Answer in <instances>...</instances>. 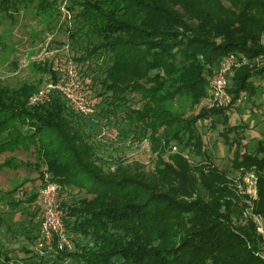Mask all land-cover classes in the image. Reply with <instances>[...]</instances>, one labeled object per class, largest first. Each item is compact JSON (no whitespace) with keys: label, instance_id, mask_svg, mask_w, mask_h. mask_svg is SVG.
Listing matches in <instances>:
<instances>
[{"label":"trees","instance_id":"16d2710c","mask_svg":"<svg viewBox=\"0 0 264 264\" xmlns=\"http://www.w3.org/2000/svg\"><path fill=\"white\" fill-rule=\"evenodd\" d=\"M57 1L0 0V23L3 18L14 22L21 9L27 7L51 20L61 13ZM64 3L74 22L68 29L75 52L72 57L90 80L91 90L92 80L82 66L86 70L91 68L85 64L90 58L95 59L92 66L99 67V57L105 56L102 75L92 74V78L94 82L99 80L96 94L110 106H102L98 112L124 111L126 124L116 126L119 135L132 129L135 139L148 138L156 161L151 170L137 162L129 166L119 163L113 170L106 168L86 129L92 126L88 122L91 114L73 110L58 91H53L46 103L29 105L27 98L38 87L34 83L24 82L15 87L0 84V154L27 151L32 146L36 155L34 167L45 164L63 188L77 187L87 193L61 200L64 222L74 235V248L56 251L53 257L57 258L50 261L264 264L257 254L264 239L256 231L253 219L243 220L241 216L247 199L252 202L253 212H264L262 102L252 103L262 108L258 121L263 132L255 143L247 136V122L230 124L227 117L228 109L238 107L235 100L240 91L254 99L257 85L253 77L264 74V63L254 67L242 65L232 71L229 90L233 100L226 106H201L185 117L169 106L177 96H188L193 103L206 97L211 76L224 55L236 52L264 58V0ZM0 45H4L1 34ZM34 64L38 72L49 73L52 80L56 79L57 62ZM131 92L140 95V106L130 104ZM217 114H222L223 119L216 118ZM207 119L212 127H216L217 121L223 124L220 134L233 152L232 176L238 173L242 183L246 172L256 176L255 198L239 192L229 172L211 162L203 139ZM172 144L178 150H172ZM182 145L203 160L190 161L180 148ZM3 166L17 168L29 164L9 155L0 162ZM37 193L23 194L12 203H37ZM23 250L24 256H14L0 245V264H41L44 260L36 250Z\"/></svg>","mask_w":264,"mask_h":264},{"label":"rangeland","instance_id":"374dc122","mask_svg":"<svg viewBox=\"0 0 264 264\" xmlns=\"http://www.w3.org/2000/svg\"><path fill=\"white\" fill-rule=\"evenodd\" d=\"M65 0H58L57 6L61 13L53 19H49L45 14L36 11L34 8H22L17 14L16 20L11 22L3 18L0 23V34L3 38L4 45H0V84L8 86H18L24 82L34 83L38 87L46 84L51 80L49 73L38 72L34 63L40 62H57L62 63L68 56L75 54L72 49L73 41L68 34V29L72 28L74 22L71 14L65 8ZM264 39V33H263ZM105 56L99 57V67L92 66L95 59H88L85 64L91 66L87 68L83 65L82 69L92 80V95L97 101L96 109L89 123L92 126L86 127L91 134L96 149V155L104 161V165L113 170L117 164L132 165L134 162L139 163L144 169L151 170L156 161V152L152 150L151 143L148 138L142 140L135 139L134 131L129 129L124 135L120 133L118 139L111 142L102 141L97 138L96 134L100 123L105 122L114 124L121 128L126 124L124 111L119 110L117 113L102 114L98 110L103 106H110L103 101L101 95L96 93L99 90V80L93 81L92 74L97 77L102 75V65ZM254 83L257 85L256 95H249L244 99V103H239L237 108L228 109V123H248L247 136H251V143H255L257 138L261 137L263 126L258 121L259 109L264 108V74L255 75ZM37 87V88H38ZM95 87V89H94ZM130 104L132 106H140L141 98L138 93H129ZM253 101L262 102L261 107L253 105ZM212 105L207 96L201 98L198 103H193L188 96H177L169 102L170 108L181 114L188 116L196 113L201 106ZM236 107V106H235ZM256 107V108H255ZM262 109V108H261ZM219 120L223 119L222 114L215 115ZM84 119V118H83ZM85 120V119H84ZM96 122H95V121ZM207 129L203 134L205 148L208 150L210 160L213 164L220 168H224L232 176L231 170L232 150L228 149L224 142L220 130L223 124L217 121L216 127L210 125L211 120L206 121ZM254 122L257 124L254 125ZM31 146L30 150L18 149L13 152L5 151L0 154V162L9 155H14L18 160H25L29 166H19L10 168L8 166L0 167V245L7 249L14 256H24L25 249L35 250L34 234L38 226V206L35 201H22L20 204L16 202L23 194H30L39 190L41 187L42 170L45 164H41L38 168L34 167L36 159L35 152ZM184 153H187L193 161H201L202 156L195 154L186 146H180ZM166 156V155H165ZM236 174V173H235ZM37 181V183H36ZM18 187L14 190L12 188ZM84 189L79 190L77 187L65 186L61 190V196L64 201L72 200L77 197L86 195ZM11 200V202H9ZM14 204V205H12ZM41 264H54L51 258L53 253L46 252ZM50 257V258H48ZM69 260H62L61 264H68ZM70 263V262H69Z\"/></svg>","mask_w":264,"mask_h":264},{"label":"built area","instance_id":"2783aa9c","mask_svg":"<svg viewBox=\"0 0 264 264\" xmlns=\"http://www.w3.org/2000/svg\"><path fill=\"white\" fill-rule=\"evenodd\" d=\"M264 63L261 56L249 57L236 52H230L218 61L217 68L210 79L209 97L211 104L226 106L232 102V94L229 90V77L232 71L242 65L251 67ZM53 91L60 92L69 102L71 108L81 114H92L96 109V100L92 95L90 80L84 75L77 61L68 56L57 67L55 80L46 82L45 85L36 88L27 98L29 105L46 103L51 98ZM246 91L239 92L235 102H243ZM119 130L114 125L102 124L97 131L98 138L104 141H115L118 139ZM176 151V144L171 145ZM190 161L192 158L184 153ZM231 177V176H230ZM237 182L239 192H246L251 198L256 197V176L253 172H246L239 181V174L232 176ZM43 183L37 193L38 204V228L35 235V250L40 254L46 252L55 253L58 250H72L74 248V235L67 229L64 222V209L61 206V190L63 185L53 178L51 172L44 167L42 170ZM247 205L242 209V219L252 218L255 222L256 231L264 239V212L252 211V202L247 199ZM264 241V240H263ZM257 254L264 259V245Z\"/></svg>","mask_w":264,"mask_h":264},{"label":"crops","instance_id":"0c3cea01","mask_svg":"<svg viewBox=\"0 0 264 264\" xmlns=\"http://www.w3.org/2000/svg\"><path fill=\"white\" fill-rule=\"evenodd\" d=\"M36 183H37V181H36ZM37 192H38V190H37Z\"/></svg>","mask_w":264,"mask_h":264}]
</instances>
